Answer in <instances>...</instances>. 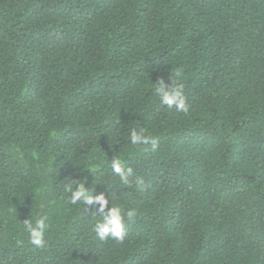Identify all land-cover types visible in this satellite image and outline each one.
Listing matches in <instances>:
<instances>
[{
	"label": "trees",
	"instance_id": "1",
	"mask_svg": "<svg viewBox=\"0 0 264 264\" xmlns=\"http://www.w3.org/2000/svg\"><path fill=\"white\" fill-rule=\"evenodd\" d=\"M72 178L135 210L123 241ZM0 264H264V0H0Z\"/></svg>",
	"mask_w": 264,
	"mask_h": 264
},
{
	"label": "clouds",
	"instance_id": "2",
	"mask_svg": "<svg viewBox=\"0 0 264 264\" xmlns=\"http://www.w3.org/2000/svg\"><path fill=\"white\" fill-rule=\"evenodd\" d=\"M155 92L159 96L160 103L168 108H175L178 112H187L188 104L183 92L182 83H166L163 78L155 83ZM130 143L134 146L147 147L151 146L153 151L158 147V140L146 134L145 131L132 130L130 133ZM112 172L115 173L122 185L131 184L133 169L125 167V162L120 156H114L110 161ZM66 191L69 192L70 202L73 205H97L93 214H100L103 218L95 225V233L99 240L108 239L123 241L127 234L129 222L135 216L134 209H129L127 212L120 207H109V197L101 192L98 195L94 194V190L86 186V182H81L80 179H73L66 186ZM127 218V219H126ZM49 225L46 217H40L33 222L31 219L24 220V228L28 233L29 240L34 246L45 247V237Z\"/></svg>",
	"mask_w": 264,
	"mask_h": 264
}]
</instances>
